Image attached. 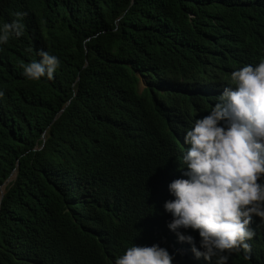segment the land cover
Returning a JSON list of instances; mask_svg holds the SVG:
<instances>
[{
	"label": "trees",
	"instance_id": "16d2710c",
	"mask_svg": "<svg viewBox=\"0 0 264 264\" xmlns=\"http://www.w3.org/2000/svg\"><path fill=\"white\" fill-rule=\"evenodd\" d=\"M16 12L24 34L0 44V187L16 171L0 264H114L133 245L216 264L178 240L164 205L188 179L186 132L264 60V0H0V26ZM41 51L60 66L29 80L21 65ZM251 227V253L228 264H264V221Z\"/></svg>",
	"mask_w": 264,
	"mask_h": 264
},
{
	"label": "clouds",
	"instance_id": "9594fccd",
	"mask_svg": "<svg viewBox=\"0 0 264 264\" xmlns=\"http://www.w3.org/2000/svg\"><path fill=\"white\" fill-rule=\"evenodd\" d=\"M25 15L16 12L15 19L0 26V44L24 34ZM39 56V61L21 65L23 75L33 81L54 79L60 60L46 51ZM231 82L234 87L223 89L210 114L186 132L184 143L191 145L183 156L188 179L170 183L175 199L164 205L173 217L168 227L178 240L191 244L196 258L215 257L216 264H228L230 256L241 250L250 254L248 241L256 235L253 217L264 221V184L259 182L264 178V60L234 71ZM4 95L0 90V98ZM181 229L198 231L203 251ZM172 261L173 256L159 245H133L114 264Z\"/></svg>",
	"mask_w": 264,
	"mask_h": 264
},
{
	"label": "water",
	"instance_id": "95a60500",
	"mask_svg": "<svg viewBox=\"0 0 264 264\" xmlns=\"http://www.w3.org/2000/svg\"><path fill=\"white\" fill-rule=\"evenodd\" d=\"M16 178V171L14 172V174L13 175H11L10 176V178L3 184V186L4 185H8L11 181H13L14 179ZM2 186V187H3ZM2 187H0V207H1V202H2V199H3V197H4V194H5V191L4 192H2Z\"/></svg>",
	"mask_w": 264,
	"mask_h": 264
},
{
	"label": "bare ground",
	"instance_id": "6f19581e",
	"mask_svg": "<svg viewBox=\"0 0 264 264\" xmlns=\"http://www.w3.org/2000/svg\"><path fill=\"white\" fill-rule=\"evenodd\" d=\"M6 187H7V184L2 187V192L5 191Z\"/></svg>",
	"mask_w": 264,
	"mask_h": 264
}]
</instances>
